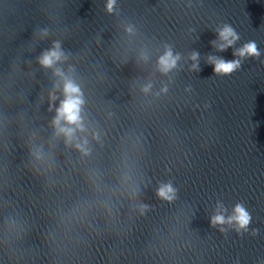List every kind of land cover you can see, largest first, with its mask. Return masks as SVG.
<instances>
[{
	"label": "water",
	"instance_id": "obj_1",
	"mask_svg": "<svg viewBox=\"0 0 264 264\" xmlns=\"http://www.w3.org/2000/svg\"><path fill=\"white\" fill-rule=\"evenodd\" d=\"M107 5L0 0V264H264V0Z\"/></svg>",
	"mask_w": 264,
	"mask_h": 264
},
{
	"label": "clouds",
	"instance_id": "obj_2",
	"mask_svg": "<svg viewBox=\"0 0 264 264\" xmlns=\"http://www.w3.org/2000/svg\"><path fill=\"white\" fill-rule=\"evenodd\" d=\"M114 0H108L107 10L112 11V5ZM231 37V39H229ZM219 38L223 41H226L225 45H221L220 49L223 50L224 47L231 45L232 42L237 39L238 37L234 34L233 30L225 25L223 30L219 32ZM239 56L252 55L256 56L259 55L257 51L256 44L254 42H249L243 48L239 49L236 53ZM61 53L58 51H51L43 55L40 63L44 66H51L55 61L59 60ZM193 59L196 58V54H193ZM178 56H173L171 51L166 52L162 57L159 59L160 70L167 72L171 68H173L176 64ZM211 60V58H210ZM239 66L238 61H231L225 62L223 60H216L214 62V71L217 73H230L231 71L235 70ZM59 74V72H57ZM63 91L65 94V99L61 102L60 107L57 109V118L54 121L56 125H59L60 120L63 119L69 125H75L76 127H80V110L81 104L83 103L82 99L80 98L79 88L71 81L65 80ZM60 132H63L66 136L71 137L73 128H59ZM174 190L170 186H164L158 192V195L161 197L171 199L172 197L169 193H173ZM235 213L233 217L230 219L236 220L240 227H244L249 222V215L248 213L241 207L237 205L235 208ZM213 224L215 223H223L224 218L222 216H215L212 218L211 221Z\"/></svg>",
	"mask_w": 264,
	"mask_h": 264
}]
</instances>
